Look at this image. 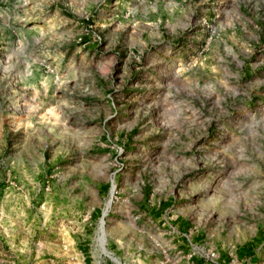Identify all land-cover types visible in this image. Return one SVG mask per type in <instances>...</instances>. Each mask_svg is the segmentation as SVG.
<instances>
[{
  "label": "rangeland",
  "instance_id": "1",
  "mask_svg": "<svg viewBox=\"0 0 264 264\" xmlns=\"http://www.w3.org/2000/svg\"><path fill=\"white\" fill-rule=\"evenodd\" d=\"M0 264H264V0H0Z\"/></svg>",
  "mask_w": 264,
  "mask_h": 264
},
{
  "label": "bare ground",
  "instance_id": "2",
  "mask_svg": "<svg viewBox=\"0 0 264 264\" xmlns=\"http://www.w3.org/2000/svg\"><path fill=\"white\" fill-rule=\"evenodd\" d=\"M114 188H115V186H114Z\"/></svg>",
  "mask_w": 264,
  "mask_h": 264
}]
</instances>
